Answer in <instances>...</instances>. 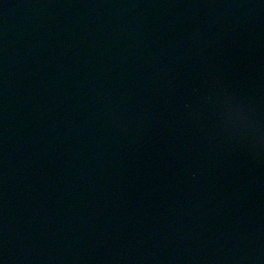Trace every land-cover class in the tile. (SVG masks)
I'll use <instances>...</instances> for the list:
<instances>
[{
  "label": "clouds",
  "instance_id": "clouds-1",
  "mask_svg": "<svg viewBox=\"0 0 264 264\" xmlns=\"http://www.w3.org/2000/svg\"><path fill=\"white\" fill-rule=\"evenodd\" d=\"M223 115L228 123L250 137L253 147L264 149V126L252 122L238 106L228 108Z\"/></svg>",
  "mask_w": 264,
  "mask_h": 264
},
{
  "label": "snow or ice",
  "instance_id": "snow-or-ice-1",
  "mask_svg": "<svg viewBox=\"0 0 264 264\" xmlns=\"http://www.w3.org/2000/svg\"><path fill=\"white\" fill-rule=\"evenodd\" d=\"M0 264H3V260L2 259H0Z\"/></svg>",
  "mask_w": 264,
  "mask_h": 264
}]
</instances>
